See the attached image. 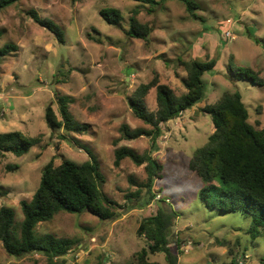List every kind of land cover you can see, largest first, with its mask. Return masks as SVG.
<instances>
[{
    "label": "rangeland",
    "instance_id": "374dc122",
    "mask_svg": "<svg viewBox=\"0 0 264 264\" xmlns=\"http://www.w3.org/2000/svg\"><path fill=\"white\" fill-rule=\"evenodd\" d=\"M197 5L193 19L185 5L166 0L152 11L130 0H21L0 10V132H19L39 137L28 153L16 157L0 154V208L14 211L22 220L20 202L35 194L44 167L64 160L83 164L94 157L104 178L102 191L117 204L118 218L101 221L89 212L81 215L59 213L53 220L36 227L37 235L75 241L64 257V264H129L142 250L145 240L137 236L142 219L156 213V203L170 207L176 218L171 228V246L179 242L183 250L179 264H226L247 255L245 264H260L264 239L247 234L250 217L208 209L199 199L205 183L188 168L194 152L214 132L209 115L201 112L224 92H238L248 111V122L255 130L264 128V0H193ZM103 8L120 11L123 21L107 25L100 17ZM151 28L148 41L128 38V19L132 12ZM57 24L64 32V44L36 25L29 16ZM228 33V35H227ZM179 59L216 60L213 71L204 74L202 100L180 117L162 125L157 150L151 141L139 137L121 139L120 127L149 129L128 107V97L155 76L176 95L184 92L186 73ZM230 59L235 67L250 70L263 86L230 80ZM56 96L74 99L69 112L83 133L52 130L44 120L51 105L58 116ZM147 108H156L155 91L146 99ZM116 142V143H115ZM128 147L136 154L151 152L162 165L161 178L154 181L155 200L143 206L149 195L141 189L146 182L144 166L129 159L115 167L114 151ZM7 166H16L8 171ZM226 187L214 182L211 193ZM227 241L226 246L216 242ZM150 262L166 264L164 254L148 255ZM0 264H47L41 254L21 258L8 255L0 243Z\"/></svg>",
    "mask_w": 264,
    "mask_h": 264
},
{
    "label": "trees",
    "instance_id": "16d2710c",
    "mask_svg": "<svg viewBox=\"0 0 264 264\" xmlns=\"http://www.w3.org/2000/svg\"><path fill=\"white\" fill-rule=\"evenodd\" d=\"M21 0H0V10L10 7ZM148 7L152 11L166 0H130ZM185 5L193 19L197 5L193 0H177ZM32 21L50 32L60 44H64V32L53 21L40 18L34 11L28 13ZM139 12L134 10L128 19L125 35L131 39L148 41L151 28L138 19ZM100 17L107 25L118 26L123 21L119 10L103 8ZM15 50V46L7 45L0 54L2 56ZM179 64L186 73L182 81L184 92L176 95L166 84H162L155 76L146 84H141L128 97V107L133 116L148 126L149 129L131 130L127 125L119 129L121 139L132 141L146 137L151 141L153 151L157 150V141L162 136V125L180 117L184 112L198 104L205 93L204 74L216 67V60L198 61L181 60ZM230 80L248 81L252 85L263 86V81L250 70L235 67L230 59L227 68ZM155 91V110L150 111L145 99L148 93ZM74 101L68 96H56L58 116L49 105L44 114L46 124L52 129H62L66 133H83L86 126L76 122L69 112V105ZM201 112L209 115L214 132L207 142L198 148L188 162V168L204 183L199 199L208 209H217L226 213H241L250 217L247 234L251 239H264V128L255 130L248 122V111L238 92H224L213 104L205 105ZM40 142L39 137L24 136L19 132H0V154L10 153L16 157L29 152ZM116 143V142H115ZM152 152V151H151ZM136 154L128 147H120L114 151V166L118 167L122 160L129 159L135 166H144L146 182L135 192L140 197L141 189L149 195L143 206L155 200L152 194L154 181L161 178L162 165L153 158L152 153ZM76 164L64 160L59 166L49 162L43 169L38 188L29 202H20L22 220L16 221L11 208H0V243L5 252L13 257L21 258L31 254H41L47 264H64V257L73 250L75 241L56 238L49 234L37 235L36 227L50 222L59 213L81 215L89 212L101 221H115L118 218L117 204L102 191L104 178L100 173L97 160ZM16 166H7L14 171ZM218 181L226 187L211 193L214 182ZM163 203L162 201H158ZM156 203V213L144 218L139 223L137 236L145 240L146 246L132 255L129 264H159L150 262L148 255L164 254L166 264H179L180 248L171 246V228L176 213L170 208ZM219 246H226L227 241L216 240ZM188 251L185 253L187 254ZM237 264L236 260L230 263ZM264 264V255L260 259Z\"/></svg>",
    "mask_w": 264,
    "mask_h": 264
},
{
    "label": "built area",
    "instance_id": "2783aa9c",
    "mask_svg": "<svg viewBox=\"0 0 264 264\" xmlns=\"http://www.w3.org/2000/svg\"><path fill=\"white\" fill-rule=\"evenodd\" d=\"M227 35H228V33H227ZM188 249L189 248H186V250H184V252L186 253ZM247 260H248V256L244 254V255H242V257L239 260H237V264H245V262Z\"/></svg>",
    "mask_w": 264,
    "mask_h": 264
}]
</instances>
